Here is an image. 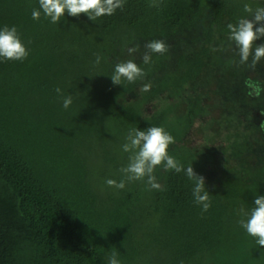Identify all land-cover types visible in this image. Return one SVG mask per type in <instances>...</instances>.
<instances>
[{"label":"trees","instance_id":"obj_1","mask_svg":"<svg viewBox=\"0 0 264 264\" xmlns=\"http://www.w3.org/2000/svg\"><path fill=\"white\" fill-rule=\"evenodd\" d=\"M152 2L126 0L123 9L94 22L65 13L53 24L42 10L38 21L31 18L38 0H0V28L16 26L29 49L22 62L0 59V264H108L113 252L120 264H207L222 243L241 237L238 221L252 209L246 193L255 182L227 178L217 190L205 185L211 199L206 212L184 171H165L163 190L146 180L126 181L124 189L106 184L124 178L120 169L129 154L121 146L130 129L168 132L162 112L140 120L163 85L116 112L141 80L113 85L111 56L137 39L171 36L206 20L203 45L191 57H179V73L169 76L170 85L181 89L213 66L222 40L232 42L227 25L250 16L244 4L260 7L252 0H159L150 7ZM138 66L145 79L157 62L152 57ZM69 95L72 104L65 109ZM242 149L235 147L234 156ZM174 158L185 169L191 165Z\"/></svg>","mask_w":264,"mask_h":264},{"label":"rangeland","instance_id":"obj_2","mask_svg":"<svg viewBox=\"0 0 264 264\" xmlns=\"http://www.w3.org/2000/svg\"><path fill=\"white\" fill-rule=\"evenodd\" d=\"M252 1L264 7V0ZM205 26L206 20L171 36L159 35L157 39L165 41L169 51L164 55L151 54L157 67L132 92L124 95V102L118 104L116 112L143 93H149L153 87L163 85L162 91L143 106L140 120L164 113L163 125L175 139L169 146V154L189 160L211 189H221L227 178H239L245 185L255 182L256 188L246 193L247 203L253 208L255 198L264 193V174H261L264 168V91L259 97L249 95L251 89L246 82L264 88V59L255 69L242 65L234 43L224 39L215 47L213 66L206 68L195 82L181 89H175L169 83V76L179 73L178 58L191 57L203 45L201 30ZM146 42L137 39L110 59L115 64L133 60L140 65L143 63L141 57L147 51ZM255 43L264 44V37ZM137 45L139 51L130 55L127 49ZM144 84H151L149 91L141 90ZM185 123L189 126L186 132L183 130ZM235 147L243 148L239 157L233 154ZM164 173L163 168H156L154 172L160 185ZM241 234L234 244L222 243L208 257L207 264H264V247L257 246L255 238L245 229Z\"/></svg>","mask_w":264,"mask_h":264},{"label":"clouds","instance_id":"obj_3","mask_svg":"<svg viewBox=\"0 0 264 264\" xmlns=\"http://www.w3.org/2000/svg\"><path fill=\"white\" fill-rule=\"evenodd\" d=\"M126 0H38L39 10L32 9L31 18L39 20L41 10L45 18L51 23L57 24L64 18L65 13L72 17H79L85 14L92 22L103 16L114 15L117 9H123ZM159 0H153L150 7H158ZM244 11L250 18H242L235 25L229 23L227 29L228 39L235 45L240 64H247L255 69L256 65L264 59V44L257 45L255 42L264 37V7H253L245 3ZM147 51L141 59L144 64L151 63V54L164 55L169 51L165 41L157 39L150 40L144 44ZM128 53L134 54L139 51V46L129 47ZM29 56V49L26 48L20 37L16 26L5 24L0 28V59L5 61H23ZM101 56H96L95 63L99 64ZM146 73L133 60L120 62L115 65L113 74L110 76L113 85H121L122 81L135 83L142 80ZM251 89L249 95L259 97L264 88L257 83L247 81ZM151 84H144L142 91H149ZM58 95L62 90L55 89ZM72 104V97L69 95L63 99V107L67 109ZM175 143L174 137L163 127H148L144 130L138 128L130 129L126 142L121 146L122 151L128 153V164L120 169L124 178L119 182L113 179L106 180L109 187L124 189L125 183L132 181H145L152 189L163 190L162 185L156 182L154 172L157 167L165 171L174 170L176 173L184 171L186 177L193 182L192 194L196 204L202 206L206 212L211 206L209 191L205 187V178L194 172L192 166L186 169L173 156L169 154V146ZM243 212V209H241ZM247 219L241 218L238 223L245 229L246 233L255 238L256 245L264 247V195L257 196L254 200V207L249 213H245ZM108 264H120L118 254L111 253L108 257Z\"/></svg>","mask_w":264,"mask_h":264}]
</instances>
